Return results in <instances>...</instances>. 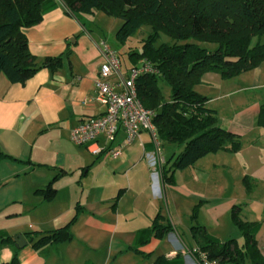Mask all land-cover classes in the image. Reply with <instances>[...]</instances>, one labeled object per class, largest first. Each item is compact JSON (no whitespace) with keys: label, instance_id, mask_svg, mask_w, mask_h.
<instances>
[{"label":"crops","instance_id":"1","mask_svg":"<svg viewBox=\"0 0 264 264\" xmlns=\"http://www.w3.org/2000/svg\"><path fill=\"white\" fill-rule=\"evenodd\" d=\"M44 1L41 22L22 33L37 64L61 58V65L40 69L24 84H11L0 75V150L9 157L0 163V233L27 241L19 249L21 264H48L54 253L64 264L62 250L72 251L78 238L94 250L117 238L118 246L136 255L135 264H199L193 256L198 250L195 227L204 228L220 244H244L231 216L236 207L241 220L254 229L264 257V62L229 79L205 73L195 87L208 98L206 106L217 113L218 125L240 139V150L231 151L229 145L191 168L161 175L158 182L145 159L155 150L145 132L129 147L123 146L122 132L111 145L102 140L89 149L73 142L72 132L83 120L105 113L96 99V83L104 63L102 43L109 45L101 24L108 23L102 12L78 17L68 13L61 0ZM109 25L114 35L121 26L111 21ZM132 67L133 63L128 77ZM118 79L114 76L109 83ZM161 146L166 163L183 151L162 141ZM96 148L102 153L94 155ZM119 148L120 157L108 154ZM86 153L96 157L90 164L85 162ZM100 162L108 179L96 193L88 181L90 172L103 166ZM121 177L128 186L109 195L110 183ZM46 189L55 191L52 200L45 199ZM91 194L99 197L97 203L83 205ZM131 195L130 205H125ZM63 198L76 201L75 210L64 209ZM72 211L80 215L71 225V241L36 252L30 249L44 234L70 224L73 217L61 220ZM154 226L160 232H154Z\"/></svg>","mask_w":264,"mask_h":264},{"label":"trees","instance_id":"2","mask_svg":"<svg viewBox=\"0 0 264 264\" xmlns=\"http://www.w3.org/2000/svg\"><path fill=\"white\" fill-rule=\"evenodd\" d=\"M73 16L102 12L122 25L115 32L120 44L149 30L140 54L128 52L133 65L141 59L158 71L141 75L136 82L138 97L154 113L152 119L160 140L182 147V152L166 163L162 178L172 171H184L199 160L231 146L238 151L242 142L218 125L217 113L206 106L207 97L195 87L205 73H218L223 79L254 70L264 62V0H61ZM44 0H0V75L11 84H24L42 68L61 65V58L45 59L37 64L29 52L23 29L38 25L43 18ZM169 38V42L163 37ZM119 59L120 55L118 54ZM160 81L170 88L166 101ZM261 116L264 117V107ZM9 159L0 150V163ZM170 166V170L168 166ZM170 182L171 178L165 179ZM46 200L55 197L53 189L44 192ZM232 212L234 226L243 233L244 244L235 241L220 244L202 227L192 229L198 250L193 253L199 264L200 254L218 264H264L257 249L254 229ZM73 221L59 230L48 232L33 244L43 247L71 241ZM160 232L157 227L152 228ZM16 246L12 237L0 233V248ZM12 263L18 264L17 252ZM4 264V263H0Z\"/></svg>","mask_w":264,"mask_h":264},{"label":"built area","instance_id":"3","mask_svg":"<svg viewBox=\"0 0 264 264\" xmlns=\"http://www.w3.org/2000/svg\"><path fill=\"white\" fill-rule=\"evenodd\" d=\"M102 54L104 63L101 67L100 77L96 83L98 87L97 102L105 108L101 116L85 119L72 132L71 138L75 145L93 148L100 141L111 145L116 141L119 133L125 135L123 146H131L141 133L151 136L155 146L153 152H147L148 167L155 181L161 179V169L166 164L161 155V141L157 129L152 121L154 113L144 107L137 94L135 82L141 75H154L158 71L147 61L140 62L131 68L128 78L122 77V63L116 50L103 42ZM118 76L116 84L112 85L109 80ZM123 149H112L108 152L112 158H118ZM102 153V149H95L93 154ZM194 251L193 253H196ZM201 264H218L216 260L210 261L205 254H200Z\"/></svg>","mask_w":264,"mask_h":264},{"label":"rangeland","instance_id":"4","mask_svg":"<svg viewBox=\"0 0 264 264\" xmlns=\"http://www.w3.org/2000/svg\"><path fill=\"white\" fill-rule=\"evenodd\" d=\"M102 14L103 13H101L100 15H102ZM103 16H104L103 20L105 22H107L108 24H104L102 22L101 25H103V26H101V29L103 30L105 36H107V39H109V45L114 50H118L121 53L120 59H121L122 68H123L122 72L125 74L124 77L127 78L128 77V71L127 70L129 69L130 65L132 64V60H130L128 52L133 51L134 53L140 54L141 49H142V47H141L142 43L145 41V39H147L149 37V34H148L149 30L144 29V30L140 31L137 36L130 38L126 44H120L116 40L115 35L110 31L112 28L109 25V22L111 21V22H115L116 24H121V25H122V22L116 18L110 19L109 17H106V15H104V14H103ZM163 40L168 41V42L170 41L169 38H167L166 36L163 37ZM142 61H145V60L141 59L140 62H142ZM140 62L137 65H139ZM134 66H136V65H133V67ZM159 83H160V88L162 90L163 96H165L166 101L169 100L170 96H171L169 86L166 85V83H164L162 81H160ZM83 150H85V149H83ZM160 157L165 160V158L162 157V150H161ZM95 158L93 156H91L89 153L85 154V162L88 164H90L92 159L94 160ZM101 162H100V164H102L103 166L95 167V169L92 172H90V174H89L90 175V179H89L90 181H88V183L90 184V188L92 189V187H93L94 191L96 193L99 190L101 183L104 181H107L106 180L107 174H106V170H105V165ZM88 164H86V165H88ZM110 181H111V179L109 180V182ZM110 186H111V189H109L108 193H111L109 195L113 196V194H116L122 187L126 188L128 185H127L126 179H124V177H121L120 180H116L114 182V184L110 183ZM134 192H135V190H134ZM149 192H150L151 197H152L151 190ZM100 196H101V194H100ZM132 196L133 195L127 197V199L125 200V205H130L131 200H132V198H131ZM98 198L95 195L91 194V196L88 198L89 200L88 199L85 200L83 205L85 203H86V205H89L95 201L97 203ZM156 199L160 200L159 198H156ZM61 201H62L61 206L64 209H66L67 211L72 210V208H73V210H75L74 208H75L76 201L75 202L69 201V199L67 200L66 198H63ZM88 201H90V202H88ZM59 205L60 204H58V206ZM163 208L167 211L166 207L163 206ZM74 214L78 215L77 212L74 213L72 211L71 215L66 214V216L64 217L65 219H63L61 221L68 222L72 217L74 219L75 217L77 218L80 215L79 214L78 216H75ZM5 226L7 228L8 225H5ZM0 230H3L1 226H0ZM4 231H6V230H4ZM7 236H8V234H7ZM118 243H119V241L116 238L114 242H112V241L108 242L107 244H103L98 250H94V249L89 248L88 246H85L83 244V242L78 238V240L74 241L73 245H71V247H70L72 249V251H69V249H67L65 251L62 250V252H64V255H63L64 259L62 260V262L64 264H135V263H137L135 261L136 255L132 252H125V248H123L122 245L118 246ZM29 247L31 250L34 249L33 246H29ZM35 252H36V250H35ZM19 253H20V250L17 252V254H18L17 260H18V264H21V259H20ZM15 256H16V254H15L14 249L11 250L10 248H7V247H1L0 248V260H3L2 263H4V264L12 263ZM57 263H59V264L61 263V262H59L57 255L55 253L50 255V259H49L48 264H57Z\"/></svg>","mask_w":264,"mask_h":264},{"label":"water","instance_id":"5","mask_svg":"<svg viewBox=\"0 0 264 264\" xmlns=\"http://www.w3.org/2000/svg\"><path fill=\"white\" fill-rule=\"evenodd\" d=\"M13 241H15L17 248L24 249L27 245V241L24 240L23 236H16Z\"/></svg>","mask_w":264,"mask_h":264}]
</instances>
